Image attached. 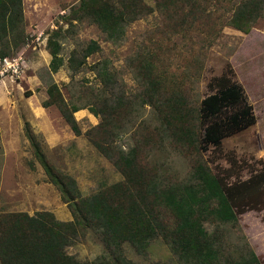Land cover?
<instances>
[{
	"label": "rangeland",
	"instance_id": "374dc122",
	"mask_svg": "<svg viewBox=\"0 0 264 264\" xmlns=\"http://www.w3.org/2000/svg\"><path fill=\"white\" fill-rule=\"evenodd\" d=\"M77 1L21 0V22L0 33L4 56L23 61L19 77L0 75V216L48 211L72 220L34 144L54 171L74 180L81 197L124 183L117 153L134 147L140 179L175 184L197 164L206 166L237 222H205V229L230 257L249 248L264 264V10L243 31L227 23L236 0H143L145 13L111 40L88 19L69 18ZM90 40L97 49L72 70L70 52L77 59ZM46 45L60 58L55 72ZM52 84L66 108H76L78 133L62 118L56 94L58 102L41 114L31 110ZM229 84L242 96H220ZM64 250L86 263L109 252L92 228L77 230ZM121 251L129 264H178L158 235L141 253L127 243Z\"/></svg>",
	"mask_w": 264,
	"mask_h": 264
},
{
	"label": "trees",
	"instance_id": "16d2710c",
	"mask_svg": "<svg viewBox=\"0 0 264 264\" xmlns=\"http://www.w3.org/2000/svg\"><path fill=\"white\" fill-rule=\"evenodd\" d=\"M146 6L143 0H78L69 18H86L106 38L117 40L122 36L125 24L142 16ZM231 8L227 23L246 31L262 14L264 0H236ZM194 12L195 8H190L187 15L193 16ZM21 19V0H0L2 36ZM18 42V37L12 39L13 46ZM46 46L51 55L49 69L55 72L60 58L55 48ZM97 47L96 42L90 40L77 59L73 49L67 58L68 66L72 70L76 69ZM4 55V51L0 50V58ZM217 92L220 96H228L233 92L242 96L240 88L235 84L224 86ZM46 93L48 98L42 102V106L47 107L59 101L56 105L62 118L72 131L78 133L72 116L76 108H66L54 84L46 88ZM55 94L58 101L52 100ZM99 112L101 109L93 114L103 113ZM221 132L211 134L218 135ZM193 135V127L190 125L187 136ZM95 145L98 148L101 144ZM34 146L46 181L58 188L62 201L69 207L72 220H57L48 211H38L32 215L25 212L1 215L0 264H129L123 256L121 245L127 243L135 252L141 253L157 235L167 244L178 264H260L247 244L244 252L238 250L236 257H230L225 253V247L217 235L205 229V222L223 225L237 222L236 213L206 166L197 164L187 180L163 185L158 179L148 175L140 179L134 173L136 151L131 147L126 152L119 150L117 153L124 183L117 182L81 197L74 180L54 171ZM85 228L100 231L101 241L109 251L107 258L86 263L65 253L64 247L71 242L77 230Z\"/></svg>",
	"mask_w": 264,
	"mask_h": 264
},
{
	"label": "built area",
	"instance_id": "2783aa9c",
	"mask_svg": "<svg viewBox=\"0 0 264 264\" xmlns=\"http://www.w3.org/2000/svg\"><path fill=\"white\" fill-rule=\"evenodd\" d=\"M23 66V61L20 56L17 57H1L0 58V75L3 73H9V75L14 78L19 77V72Z\"/></svg>",
	"mask_w": 264,
	"mask_h": 264
},
{
	"label": "crops",
	"instance_id": "0c3cea01",
	"mask_svg": "<svg viewBox=\"0 0 264 264\" xmlns=\"http://www.w3.org/2000/svg\"><path fill=\"white\" fill-rule=\"evenodd\" d=\"M41 50V48H40ZM42 51L44 52V49H42ZM43 54H46V52H44ZM45 56V55H44ZM34 109V112L36 111L38 114H41L42 112H44V108L43 106L38 102L36 104H34L32 107H31V110ZM51 144H55V141H51ZM62 221V220H61Z\"/></svg>",
	"mask_w": 264,
	"mask_h": 264
}]
</instances>
